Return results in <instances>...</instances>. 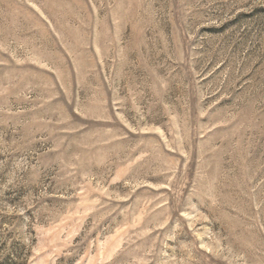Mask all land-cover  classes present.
Listing matches in <instances>:
<instances>
[{
	"label": "rangeland",
	"instance_id": "obj_1",
	"mask_svg": "<svg viewBox=\"0 0 264 264\" xmlns=\"http://www.w3.org/2000/svg\"><path fill=\"white\" fill-rule=\"evenodd\" d=\"M0 264H264V0H0Z\"/></svg>",
	"mask_w": 264,
	"mask_h": 264
}]
</instances>
